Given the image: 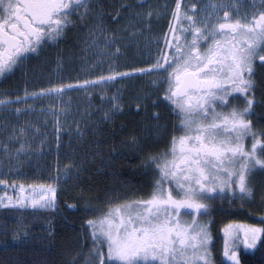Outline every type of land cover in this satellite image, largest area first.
Instances as JSON below:
<instances>
[{"label": "snow or ice", "instance_id": "6c2138e0", "mask_svg": "<svg viewBox=\"0 0 264 264\" xmlns=\"http://www.w3.org/2000/svg\"><path fill=\"white\" fill-rule=\"evenodd\" d=\"M125 8L127 11H122ZM136 9L137 5L121 3L111 19L115 22L126 17L125 23L109 29L102 0H0V80L24 69L25 62L33 54L39 56L49 44L61 43L78 21L88 30L85 47H96L98 37L103 36L106 50L102 55L107 57V68H100V75L65 83L61 77L53 80L51 74L45 76L38 69L32 75L37 80L47 79L46 86L31 92L25 88L23 97L0 91V112L18 117L35 111L28 99L53 98L39 111L53 117L57 151V172L49 176V182L0 179V185L15 193L0 195V208H58L61 176L71 178L76 168L78 177L83 169L84 161L80 165L70 161L60 170V114L66 116L68 106L57 108V100L63 105L65 94L73 90H82L91 98L94 93L90 89H98L103 103L106 86L146 77L148 88L137 91L135 110L147 114L144 127L156 137L155 143L146 144V138L134 128L117 147L119 133L114 120L124 108L122 90L127 91V84L107 96L108 107L90 128L96 137L93 157L101 154L105 143L109 163L127 155L122 151L125 148L139 155L136 166L151 171L147 194L119 203L109 201L100 215L84 221L91 245L81 264H217L211 201L219 197L255 203L256 176L264 174V124L253 122V117H264V112L257 111L264 109V80H257L258 73L264 72V0L259 6L255 0H212L200 7L175 0L174 7L148 5L143 14ZM169 15L167 29L148 39L147 58L140 66L121 65L124 45L120 41L127 36L128 42L139 48L136 37L143 36L145 29L152 32L153 17L159 22ZM95 67L85 71L90 74ZM237 98H243V106L234 102ZM22 101L23 108L19 106ZM161 106L175 117L170 130L168 121L162 119ZM119 127L123 128V123ZM0 129L7 135L6 140L0 139V159L43 155L46 139L41 138L35 148L32 143L41 132L38 123L28 119L19 126L0 122ZM30 129L34 131L30 133ZM76 131L83 135L79 125ZM9 172L23 175L19 168H9ZM259 187L264 190V182ZM83 193L81 188L83 211H97ZM259 202L264 205V192ZM67 207L80 210L75 202ZM8 227L4 223L0 231L7 232ZM49 230L55 234L54 225L49 224ZM13 232L17 238L27 236L22 225ZM258 250H264V224H230L223 229L226 264H243L242 252L255 254ZM80 254L75 253L71 264H76Z\"/></svg>", "mask_w": 264, "mask_h": 264}, {"label": "trees", "instance_id": "16d2710c", "mask_svg": "<svg viewBox=\"0 0 264 264\" xmlns=\"http://www.w3.org/2000/svg\"><path fill=\"white\" fill-rule=\"evenodd\" d=\"M195 1L182 0L185 4L195 3ZM102 3L108 28L118 29L120 25L125 23L126 17H122L115 22L112 21L111 17L120 9L121 3L137 5L136 10L143 14L147 11L148 5L156 6L167 3L169 7H174L175 0H102ZM140 4H143L144 7L140 8ZM122 11L126 12L127 9L125 8ZM168 19H170V15L161 17L159 22H155V17H153L152 32L149 33L145 29L143 36L138 34L136 37L139 41V48L135 43H129V38L125 36L120 41L124 46L121 49L123 55L119 57V63L121 65L136 64L140 66L141 62L147 58L145 45L148 43V39L153 34H159L161 29L166 30ZM91 20L92 17L90 16L89 22ZM109 34L111 33L109 32ZM87 39L88 30L82 29L78 21L77 26L68 31L67 37L61 43L49 44L40 52L45 55L49 52L55 68H57L59 62L57 69L58 71L63 70V76L61 77L63 82L67 83L76 78H82L79 71L82 57L88 58V54L92 52L87 47V52L81 53L85 48L83 41ZM98 40L99 43L93 50H97V53H100L106 50L103 43L104 37L99 36ZM150 46L154 48V45ZM69 57L71 58L70 63H68ZM89 60L94 61L92 58ZM12 77L0 80L1 90L17 91L19 89V87L12 84ZM145 78L138 77L132 81L118 80L113 84L126 82L133 88H138ZM262 80H264V77L258 79V81ZM90 91L94 93L91 98L86 97L82 90H73L65 94L63 105L57 100V108H61L64 105L68 106L67 115L63 116L62 113L60 114L63 117V135L60 137L61 145L59 150L60 170L62 171L63 166L70 161H74L77 165L84 161L83 169L78 177L75 176L76 168L72 169L71 178L61 176L58 208L54 209V211L51 209H21L19 211L0 209V225L7 223L9 226L7 232L0 231V264H71L72 257L77 252L81 254L77 257L76 264H81L84 254L87 253L88 247L91 245V239L87 234L89 230L83 227L84 221L89 217L100 215L102 211L106 210L109 201L119 203L124 199H133L147 194L151 171L149 170L146 173L144 169L136 166L140 159L137 153L127 148L122 149L127 155L117 156L109 163V148L108 144L105 143L102 145V151L99 156L93 157L91 155L94 150L93 142L96 137L91 134L90 125L92 121L101 119V110L108 107L109 100L104 101L107 105H101L98 95L99 90L90 89ZM259 92L260 89L258 88L257 95H259ZM135 95L136 92L131 94L130 100L125 96L124 108L122 112L117 113L115 116L116 131L119 133L117 138L118 148L120 147L119 140L124 138L134 128L142 138H146L144 140L146 144L155 143L156 140V137L151 134V130L144 127V117L147 114L138 113L135 110ZM52 99V97L41 98L40 100L28 99L27 104H32L35 111L26 112L17 118L20 121L28 119L38 123L41 128L40 139L44 137L47 139L43 147L45 170H35L25 165L22 170L23 175L17 176L16 180L18 181L23 180L27 183H31L34 180L49 182V176L56 175L57 151L55 132L53 131V117L50 114H41L39 111L42 105L46 107ZM19 106L25 107L24 101ZM261 110L264 112V109ZM160 111L162 119L168 121L170 130L172 123L175 122V117L167 107L161 106ZM43 121L47 123L48 128L42 125ZM122 123L124 127L120 128L119 126ZM262 124H264V121ZM77 125L83 131V135H78L76 131ZM110 125L111 122L106 124V127ZM49 128H52V131L49 132ZM160 146L163 147L162 144ZM255 182L258 185L255 203H237L234 199L231 201L229 199L222 200L219 197L211 201L215 209L211 215L215 214V212L220 213L212 216L214 220L212 230L215 238L213 251L217 264H222V261L226 264V258L223 257V229L226 225L257 223L259 226L264 224V218H262L264 217V205L259 202L262 192H264L259 187L264 182V174L257 173ZM81 188L84 189L83 194L88 198V204L98 209L97 211H83L85 201L79 198ZM73 202L78 205L80 210L67 207L68 204ZM237 212L240 213L237 214ZM203 219H207V217H203ZM49 224L55 226L54 235L50 234ZM18 225L23 226V230L27 233L26 237L17 238V234L13 232V229ZM241 259L243 264H264V250H258L255 254L242 252Z\"/></svg>", "mask_w": 264, "mask_h": 264}, {"label": "rangeland", "instance_id": "374dc122", "mask_svg": "<svg viewBox=\"0 0 264 264\" xmlns=\"http://www.w3.org/2000/svg\"><path fill=\"white\" fill-rule=\"evenodd\" d=\"M211 2H212V0H196L195 1V3L198 5V7L203 6L205 4H209ZM255 3L257 6H259L260 0H255ZM88 48L90 50H92V52L88 54V58L85 56L82 57L81 68L79 69V71L81 72L80 77H82V78L90 77L91 75H100V74H102L100 71V68H107V57L105 55H102V52H104V51L97 53V50H93L94 47H88ZM85 51L87 52L86 47L84 48V50L81 53L84 54ZM93 53H94V55H93ZM90 57L94 61H90L89 60V59H91ZM70 61H71V58L69 57L68 63H70ZM92 65H96L97 67L92 68L91 73H90L91 75H90L88 72L85 71V69L92 66ZM57 68H58V65H57ZM57 68L54 67V65L51 61V55L49 54V52L46 55L43 53H40L39 56H36L35 54H33L32 58H30L28 61L25 62V68L22 69L21 71H17L16 74L12 77L13 78L12 84L19 87V89L17 91H14V92L8 91V90H6V91H7L8 95H10V96H12L14 94L13 97H15V96L23 97V93H24L25 88H27L28 91L31 92V91H34L39 86H46L47 85V79L37 80L35 78V76L32 75L34 70L42 69L45 76H47L48 74H51L52 79L55 80L57 76H59V77L63 76V70L58 71ZM261 77L262 78L264 77V72L258 73L257 80L260 79ZM124 84L128 85V89H127V91L122 90V103H123V105H125V101H124L125 96H127L129 98L128 100H130L131 94H133L135 92L137 94V91L148 88L147 78H145L141 82V85L138 88H133L132 86H130L129 83H126V82H120L118 84L112 83L111 85L106 86L107 95H106L104 101L108 100L107 96H110L111 94L115 93L117 91V89H122V86ZM136 89H138V90L135 91ZM0 91H3V90H0ZM99 100H100V97H99ZM104 101H103V103H101V105H107ZM234 102L240 106H243V98H237V100ZM108 105H109V102H108ZM257 111L262 112V110L259 108L257 109ZM3 114H5V115H3ZM17 118H19V117L12 112H0V122H7L10 126L11 125L19 126V125L23 124V120L20 121ZM263 121H264L263 117L260 119L253 117V122L256 123L258 126L261 125V123H263ZM42 125L45 128H48V125L45 121H43ZM29 131L31 133L32 131H34V129H30ZM50 131H52V128H49V132ZM40 133L37 134L38 136L36 135L37 137H35L32 140L34 148L36 146H38V144H39ZM0 139H4V140L7 139L6 132L3 129H0ZM44 139H46V137H44ZM246 144H247V146L250 147L251 139H248L246 141ZM44 154L45 153L43 150V155H41L39 157H37L35 155L32 157H26L24 155H21L20 157L14 158L11 160H9L7 158L0 159V179H7V180H9L10 183L13 179H17V175L15 174V172H9V168H13V169L19 168L22 171L23 168L25 167V165H27L31 168H34L35 170H38V169L45 170L46 165H45ZM17 161H19V164L17 163ZM17 191H18V189H17ZM4 192H8L9 195L15 194L13 192L12 188L7 187L5 185H0V195H2ZM234 200L237 203H247V202H242L239 198H236ZM0 209H2V208H0ZM28 209L34 210L31 208H28ZM54 209H56V208H54ZM54 209H51V210L54 211ZM24 210H26V209H24ZM38 210H46V209H38ZM239 213L240 212H237V214H239ZM217 214H220V213L215 212V214H213L212 216H215ZM202 219H203V217H202ZM239 224H248V223H239ZM255 225H257V223H255Z\"/></svg>", "mask_w": 264, "mask_h": 264}]
</instances>
